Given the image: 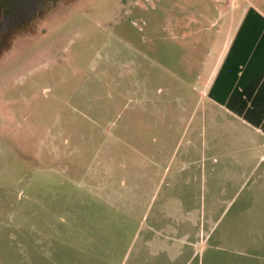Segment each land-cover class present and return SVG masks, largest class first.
<instances>
[{
    "label": "rangeland",
    "instance_id": "rangeland-1",
    "mask_svg": "<svg viewBox=\"0 0 264 264\" xmlns=\"http://www.w3.org/2000/svg\"><path fill=\"white\" fill-rule=\"evenodd\" d=\"M247 6L264 13V0H0V264H180L182 242L214 240L194 204L239 183L195 153L192 112L219 20ZM192 171L179 193L195 202L173 194ZM224 205L218 232L240 210ZM242 251L199 264L249 262Z\"/></svg>",
    "mask_w": 264,
    "mask_h": 264
},
{
    "label": "crops",
    "instance_id": "crops-1",
    "mask_svg": "<svg viewBox=\"0 0 264 264\" xmlns=\"http://www.w3.org/2000/svg\"><path fill=\"white\" fill-rule=\"evenodd\" d=\"M248 8L260 18L249 16L243 22ZM203 72L206 73L204 96L196 99L192 119L197 122L194 135L199 138L201 134L205 139L201 140L195 153H201L204 160L203 152H206L211 164L217 165V169L224 168L226 178L237 181L239 187L233 197L224 199L219 194L218 198L211 197L209 204L206 206L205 203L199 209L193 194L179 193L183 189L181 184L189 186L188 190L193 186L194 172L191 179L185 178L182 182L175 178L180 186L173 194H179L182 200L195 202L193 210L197 216L207 218L208 235L213 234L214 237L212 242H182L181 248L187 249L188 254L180 259H183L180 264H199L207 258H226L227 248L243 249L242 256L249 262L240 264H264V258H257L255 251L264 248V228H259V219L248 221L252 217H264V13L259 7H243L236 17L219 20L216 34L209 44ZM212 87L223 105L206 96ZM200 118L205 120L201 132L198 128ZM198 157L196 161L201 160ZM200 169L202 166L197 170ZM224 200H239L240 210L226 224L227 228L221 226V232H218L220 218L225 216ZM237 227L240 234L234 237L232 230ZM181 254L184 255V252ZM179 255L175 259L167 258L165 264H177Z\"/></svg>",
    "mask_w": 264,
    "mask_h": 264
},
{
    "label": "trees",
    "instance_id": "trees-1",
    "mask_svg": "<svg viewBox=\"0 0 264 264\" xmlns=\"http://www.w3.org/2000/svg\"><path fill=\"white\" fill-rule=\"evenodd\" d=\"M249 16H254V17L260 18V16L253 9L248 8L247 11H246V13H245V16H244V19H243L244 21L243 22H245V19L247 17H249ZM243 22H242V24H243ZM206 96L208 98H211L212 100H214L216 103H218L220 105H223L222 99L216 95V93L213 91V87L206 94Z\"/></svg>",
    "mask_w": 264,
    "mask_h": 264
}]
</instances>
